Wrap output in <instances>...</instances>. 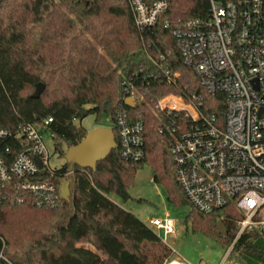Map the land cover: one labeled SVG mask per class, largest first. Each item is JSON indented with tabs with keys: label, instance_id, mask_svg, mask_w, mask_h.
<instances>
[{
	"label": "trees",
	"instance_id": "16d2710c",
	"mask_svg": "<svg viewBox=\"0 0 264 264\" xmlns=\"http://www.w3.org/2000/svg\"><path fill=\"white\" fill-rule=\"evenodd\" d=\"M167 1L159 23L142 34L128 0H0V127L18 130L52 117L48 130L64 156L61 142L77 144L88 132L75 120L102 113L113 118L126 109L143 123L145 149L143 159L131 160L122 158L116 147L95 170L68 162L41 170L37 179L50 180L59 190L65 173L73 170L65 177L69 198L60 195L57 206H38L32 192L6 184L0 189V264H168L174 259L171 247L111 198H132L129 186L145 163L171 203L191 206L187 225L226 248L234 241L241 214L232 205L211 213L191 205L176 177L172 136L160 130L166 113L155 107L167 94L188 96L192 90L203 95L201 110L223 123L225 94L203 90L199 76L183 64L172 35L189 20L209 17L211 0ZM157 49L171 50L165 64L181 76L171 83L148 78L141 88L145 101L130 108L123 98L122 75L137 72L142 77L152 71L148 53L159 59ZM40 82L45 88L34 97ZM22 148L23 138L11 137L1 143L0 154L10 162ZM219 219L225 234L217 229ZM231 256L241 264H264V234L244 231Z\"/></svg>",
	"mask_w": 264,
	"mask_h": 264
},
{
	"label": "built area",
	"instance_id": "2783aa9c",
	"mask_svg": "<svg viewBox=\"0 0 264 264\" xmlns=\"http://www.w3.org/2000/svg\"><path fill=\"white\" fill-rule=\"evenodd\" d=\"M128 3L142 34L159 23L168 7L167 0ZM169 25L168 21L164 24ZM172 35L183 64L199 76L203 90L210 95L225 94V116L219 123L214 115L205 114L201 93H172L155 104L166 113L160 130L172 136L170 152L176 177L191 205L204 213L232 205L241 214L238 233L217 263L241 264L231 256L240 235L254 230L264 234V0H229L224 4L211 0L209 17L189 20L173 29ZM148 55L152 71L142 77L137 72L122 75L123 98L134 97L135 107L145 101L141 88L148 78L171 83L181 76L165 64L171 50L157 49L159 59L153 53ZM109 119L116 129L121 157L143 159L142 121L132 118L126 109L117 110ZM183 120L187 121L183 124ZM51 121L48 117L18 130L0 127V145L11 137L23 138L22 150L10 162L0 154V189L13 184L16 189L28 190L38 206L62 202L61 189L54 182L37 179L41 170L52 171L44 138L45 133L53 138L48 130ZM72 172H66L63 179ZM147 224L164 242L176 231L175 220L169 215L150 218Z\"/></svg>",
	"mask_w": 264,
	"mask_h": 264
},
{
	"label": "rangeland",
	"instance_id": "374dc122",
	"mask_svg": "<svg viewBox=\"0 0 264 264\" xmlns=\"http://www.w3.org/2000/svg\"><path fill=\"white\" fill-rule=\"evenodd\" d=\"M74 123L84 126L88 131L96 127L114 128L113 121L105 113H102L98 118L95 114H90L81 120H75ZM44 138L51 154V168H61L67 162L65 156L56 150L55 141L49 133H45ZM61 146L65 152L69 147L65 142H61ZM153 176L152 166L149 163H145L138 169L134 182L129 186L132 198L128 201H123L115 194H112L111 198L126 209L136 213L143 221H148L150 218L155 217H165L166 215L173 218L176 224V231L168 235L165 242L173 250V257L181 258L180 260L182 261L180 262L182 264H187L185 262H188V264H202V262L217 264L220 262L228 252V249L222 246L215 238L203 232L194 231L191 224L187 225L185 220L191 210V206H179L171 203L167 198L165 187L161 183L154 181ZM174 260H171L168 264H173Z\"/></svg>",
	"mask_w": 264,
	"mask_h": 264
},
{
	"label": "water",
	"instance_id": "95a60500",
	"mask_svg": "<svg viewBox=\"0 0 264 264\" xmlns=\"http://www.w3.org/2000/svg\"><path fill=\"white\" fill-rule=\"evenodd\" d=\"M44 88V83H38L33 96L39 97ZM124 101L127 106L135 107L134 97H127ZM116 147L117 141L113 128L96 127L88 131L80 142L69 146L64 156L72 167L79 165L85 169L90 168L95 170L98 161L105 159ZM69 185V180L64 179L61 181V192L65 199H68L70 195ZM217 229L222 234L226 233V225L222 219L218 220Z\"/></svg>",
	"mask_w": 264,
	"mask_h": 264
},
{
	"label": "bare ground",
	"instance_id": "6f19581e",
	"mask_svg": "<svg viewBox=\"0 0 264 264\" xmlns=\"http://www.w3.org/2000/svg\"><path fill=\"white\" fill-rule=\"evenodd\" d=\"M173 264H182V263L180 262V260L175 259V260L173 261Z\"/></svg>",
	"mask_w": 264,
	"mask_h": 264
},
{
	"label": "crops",
	"instance_id": "0c3cea01",
	"mask_svg": "<svg viewBox=\"0 0 264 264\" xmlns=\"http://www.w3.org/2000/svg\"><path fill=\"white\" fill-rule=\"evenodd\" d=\"M145 222L147 223L148 221H145ZM174 259L180 260L181 258L174 257ZM180 261H182V260H180ZM183 262H184V261H183ZM185 263L188 264V262H185ZM189 264H191V263H189Z\"/></svg>",
	"mask_w": 264,
	"mask_h": 264
}]
</instances>
